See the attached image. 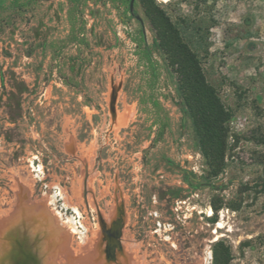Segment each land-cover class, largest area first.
I'll list each match as a JSON object with an SVG mask.
<instances>
[{"label": "rangeland", "instance_id": "1", "mask_svg": "<svg viewBox=\"0 0 264 264\" xmlns=\"http://www.w3.org/2000/svg\"><path fill=\"white\" fill-rule=\"evenodd\" d=\"M130 2L0 8V264H213L218 242L264 264V0H156L208 33L203 66L233 111L218 175ZM101 216L121 219L113 252Z\"/></svg>", "mask_w": 264, "mask_h": 264}, {"label": "trees", "instance_id": "2", "mask_svg": "<svg viewBox=\"0 0 264 264\" xmlns=\"http://www.w3.org/2000/svg\"><path fill=\"white\" fill-rule=\"evenodd\" d=\"M142 1L159 50L175 81L196 145L211 174L218 175L226 163L233 111L223 101L218 88L210 82L203 66L202 55L208 54L209 50L204 22L191 16L175 19L156 0ZM5 3L6 0H0V8ZM213 254V264H231L230 248L223 242L215 244Z\"/></svg>", "mask_w": 264, "mask_h": 264}, {"label": "water", "instance_id": "3", "mask_svg": "<svg viewBox=\"0 0 264 264\" xmlns=\"http://www.w3.org/2000/svg\"><path fill=\"white\" fill-rule=\"evenodd\" d=\"M135 9V0H131L130 2V10L132 14H135L134 12ZM137 19L141 21V23L144 26V20L140 15H136ZM116 101H117V91L114 88L112 95H111V101H110V108L112 113L115 114L116 112ZM85 192L87 194V188L85 189ZM101 222L103 224L104 232L106 235V238L108 240L109 244V250L113 252L117 246H119V228L121 226V219L119 218L117 221H115L110 229V231H107L106 225H105V220L101 216Z\"/></svg>", "mask_w": 264, "mask_h": 264}, {"label": "bare ground", "instance_id": "4", "mask_svg": "<svg viewBox=\"0 0 264 264\" xmlns=\"http://www.w3.org/2000/svg\"><path fill=\"white\" fill-rule=\"evenodd\" d=\"M74 209H76V208H74ZM118 220V219H117ZM116 220V221H117ZM18 223V222H17ZM8 228V227H7ZM17 229V228H16ZM6 229H4L3 230V232H6L5 231ZM17 232V231H16ZM55 234L57 235L58 233L57 232H55ZM38 235V234H37ZM36 238V237H35ZM34 238V239H35ZM18 240V239H17ZM19 241V240H18ZM67 243V235H63V237H59V239L56 241V242H54V245H55V248H58V245H59V247L60 246H62V245H64V244H66ZM0 253L2 252V250H3V248H4V243L3 242H1L0 243ZM18 246V245H17ZM24 246V245H23ZM40 247V246H39ZM5 249V248H4ZM22 249H23V251H25V249L22 247ZM32 255V254H31ZM26 256V255H25ZM209 258H210V254L208 253V256L206 257V261L208 262L209 261ZM11 262V261H10ZM23 262V261H22ZM206 262V263H207ZM6 264V263H5Z\"/></svg>", "mask_w": 264, "mask_h": 264}]
</instances>
